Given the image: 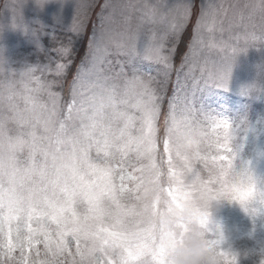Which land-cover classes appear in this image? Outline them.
Masks as SVG:
<instances>
[{
    "label": "rangeland",
    "instance_id": "374dc122",
    "mask_svg": "<svg viewBox=\"0 0 264 264\" xmlns=\"http://www.w3.org/2000/svg\"><path fill=\"white\" fill-rule=\"evenodd\" d=\"M189 3L191 12L185 19L184 5ZM258 3L259 0H199L197 5L196 0H0V55L9 69L0 73V80L13 81V86L0 93V187L5 199L9 195L25 199L31 195L42 202L45 195H52L56 173L51 155L57 157L58 164L62 153L70 152L69 141L79 136L83 120L82 114L73 110V119L65 121L66 128L60 130L62 93L55 91L56 77L66 72L70 51L87 28L90 13L99 5H102L101 18L90 40L88 59L67 92L70 100L74 87L77 104L84 100L85 106L88 97L102 93L105 88L115 85L123 93L127 87L129 95L119 98L128 103L120 108L135 117L139 113L133 105L138 104L141 109L151 107L149 98L142 95L149 83L161 107L156 151L151 161L155 167L150 168V162L134 151L117 153L112 158L118 187L120 176H124L125 191L119 199L121 208L129 213L125 226L138 221L145 211L154 216L162 212L165 200H171L168 192L176 190L175 184H169L170 170L185 172L190 167L206 181L233 157L234 168L247 167L264 180V39H261L264 14L255 7ZM202 6H208L207 14L198 26ZM184 28L191 31L190 38L179 42ZM178 43L182 45L178 62L181 64L175 67L173 59ZM157 45L164 49L166 66L138 51ZM226 64L232 68L224 89L214 85L213 77ZM28 68H32L30 79L15 82L10 70L19 72ZM133 74L144 82L125 85V79ZM54 97L58 98V109L52 115ZM170 104L175 106L180 132L171 134L173 151L166 152L164 116L170 111ZM221 117L228 120V127ZM102 122L111 124L114 131L123 126L113 117L111 109L105 110ZM186 122L193 129L190 147L184 139ZM138 127L139 121H135V128ZM21 132L26 140L30 139V133H35L37 143L50 153L43 177L25 171L28 145L25 156L20 157L23 163L17 166L13 160L19 150L16 137ZM58 139L63 140L59 145L62 152L56 151ZM177 149L182 156L176 155ZM92 155L95 157L94 152ZM64 174L69 175L67 170ZM45 187L47 192L43 191ZM56 197L59 198L58 192ZM105 208L114 215L110 202L105 201ZM77 211L82 217L86 214L79 198ZM17 223L11 222L14 243ZM31 223L33 228L43 226L50 244H45L44 234L39 232L29 241H19L25 243L26 264H115L118 259L119 250L100 242L94 245L82 234L79 244L69 234L57 247L61 239L57 233L63 229L47 217L41 225L35 219ZM72 227L71 222L66 225L69 231ZM202 230L207 240L222 237L220 244L212 246L218 264H261L264 227L259 221L254 227L238 205L213 204L209 224ZM6 233L7 226L0 232V246L6 244ZM3 251L0 247V264H25L19 249L9 261H5ZM141 260L155 264L150 256Z\"/></svg>",
    "mask_w": 264,
    "mask_h": 264
},
{
    "label": "snow or ice",
    "instance_id": "6c2138e0",
    "mask_svg": "<svg viewBox=\"0 0 264 264\" xmlns=\"http://www.w3.org/2000/svg\"><path fill=\"white\" fill-rule=\"evenodd\" d=\"M207 7L202 6L201 8L200 16L196 21L198 26L207 14ZM184 9V16L187 19L191 12V4L184 5ZM261 39H264V37H261ZM138 51L146 58L162 65H167V57L162 46L141 47ZM231 68V65L226 64L214 75L213 80L216 87L227 89ZM135 82L143 83L144 81L133 74L130 78L125 79L124 84L130 85ZM259 90H261L260 87ZM49 95L53 96L52 93H49ZM121 95H129L128 88L125 87L123 93H120L117 91L116 86L113 85L105 88L100 94L88 97L86 106L84 100H81L78 105L76 88H73L72 98L67 103V111L60 109L62 115L60 130L63 131L66 128L65 121L73 119V110L78 115L82 114L83 120L79 128V136L69 141L70 152L62 153L58 164L56 163L57 157L51 155L56 173V178L52 181L51 196L45 195L42 198V202L31 195L27 199L22 196L9 195L6 200L4 190L0 187V232L7 226L6 244L0 246L4 248L3 256L5 261L12 260L14 252L19 249L21 256L25 258L26 264L25 243H20L19 241H29L32 235L37 232L44 234L46 245L50 244L48 233L43 226L33 228L31 223L35 219L37 225H41V221L45 217L50 218L56 223L58 228L63 229L57 233L61 238L57 247L64 242L63 238L69 234L79 244L80 235L82 234L85 239L93 241L94 245L100 242L108 245L113 250H119L115 264H132L134 261H141V264H144L141 258L149 256L155 264H164L165 248L175 244L188 231L187 225L180 224L177 233H165L161 238L160 244L150 246L147 242V236L151 229L138 227V235L134 240L132 233L125 226V217L129 213L126 208H121L119 199L120 195L125 191L123 187L124 176H120L121 184L118 187L115 182V169L112 167V158L117 153L123 154L134 151L137 156L150 162V168L155 167L151 161L153 160V153L156 151L157 122L161 116V107L159 97L152 90L149 83L142 95L149 98L151 107L141 109L138 104L133 105L139 113L138 116H130L125 110L120 108L121 105H127L128 103L127 100L119 98ZM30 103H34V101H30ZM174 107L173 104H170V111L164 116L167 136L164 144L166 152L173 151L171 134L180 132ZM57 109L58 98L54 97L51 102L52 115L56 114ZM106 109L112 110L113 117L122 123L123 126L121 128L114 131L111 124L102 122ZM135 121H139L138 128H135ZM170 121L171 123H169ZM221 122L225 127L229 126L228 120L222 117ZM20 127L23 128V124ZM133 128H135V133ZM185 128L187 131L184 139L187 141L186 145L190 147L192 143L190 137L193 134V129L189 122L185 123ZM29 136L30 139L26 140L23 132L18 134L16 139L19 144V150L13 160L17 166H20L23 163L20 157L25 156V145H28L25 171L38 173L43 177L47 172V162L50 153L37 143L35 133H30ZM56 143L58 145L56 151L62 152L59 145L63 143V140L58 139ZM93 152L95 157L92 155ZM176 155L178 157L182 156L179 149H177ZM220 159L223 161L224 157H220ZM232 168L233 157L227 163L221 164L219 170L213 173L212 177L206 181L201 180L198 173L190 167H187L185 172H172L170 170L169 184L176 185L175 192H168L172 205L177 208L181 207L185 201L193 197L196 191L209 197L215 196L217 186L225 191L235 192L236 190L230 188L227 184V178ZM65 170L69 173L68 176H65ZM185 173L194 174L198 178V185L194 186L191 191L182 190L180 187ZM43 191L47 192V187ZM57 192L59 193V198L56 197ZM237 195L243 201L247 193L240 192ZM78 198L85 206L86 214L83 217L77 211ZM105 201L112 204L113 209H115L114 215L106 210ZM168 211L171 212L172 207H169ZM21 217H23V223H21ZM13 220L18 221L15 227V243L13 242V229L11 227ZM69 222L73 225L70 231L66 228ZM197 223L201 229H205L209 224V216L206 214L198 216ZM105 224H108V227H104ZM25 227L27 228V236L25 235ZM21 233L24 234L23 237ZM221 240L222 237L210 239L208 244L212 247L220 244Z\"/></svg>",
    "mask_w": 264,
    "mask_h": 264
},
{
    "label": "clouds",
    "instance_id": "9594fccd",
    "mask_svg": "<svg viewBox=\"0 0 264 264\" xmlns=\"http://www.w3.org/2000/svg\"><path fill=\"white\" fill-rule=\"evenodd\" d=\"M255 7L264 14V0H259ZM6 70V61L0 55V73ZM15 82L27 81L31 77L32 68L16 72L10 70ZM13 86L12 80H0V93ZM177 121V119H176ZM227 184L236 191H225L223 188H216V195L209 197L196 191L193 197L185 201L181 207L172 205L171 200H165L163 210L159 215H153L150 211H145L138 221L127 225V229L132 233L133 238L138 235L139 228H149L147 242L150 246L160 244L165 233L172 234L179 231L178 226L184 224L188 226V231L173 245L165 248L164 264H218L216 251L209 246L205 233L197 223V217L208 215L209 210L215 204L218 207L225 203L228 205H238L250 218L254 227L257 221L264 227V180H261L253 170L245 167L240 170L232 168L227 178ZM198 185V178L194 174L185 173L183 182L180 185L182 190L191 191ZM247 193L246 198L241 201L237 193ZM169 207L172 211L169 212ZM134 242V241H133ZM264 258L261 260V264ZM144 264H150L148 260Z\"/></svg>",
    "mask_w": 264,
    "mask_h": 264
},
{
    "label": "trees",
    "instance_id": "16d2710c",
    "mask_svg": "<svg viewBox=\"0 0 264 264\" xmlns=\"http://www.w3.org/2000/svg\"><path fill=\"white\" fill-rule=\"evenodd\" d=\"M198 1L199 0H196V5L198 4ZM94 3V1H93ZM102 5H99L97 8H95L94 10L92 11H95L99 8H101ZM195 17H196V13L194 14L193 16V20H195ZM190 34H191V31L189 29H186L185 32H184V35H183V41L185 40H188L190 38ZM88 35L86 33L83 32L81 38L78 40V42H75V48H73L72 51H70V54L68 56V58L70 60H72L73 62H77L79 61L80 59H82L83 55H84V51H85V46H84V42L86 41ZM174 45V44H171V46ZM177 48L175 50V59L174 60H178L179 57H180V54L182 52V45L181 44H177ZM70 67L67 69V72L69 71ZM66 77V74H64L63 76H60V77H56V81L57 83L59 84V82L64 79ZM56 87V86H55Z\"/></svg>",
    "mask_w": 264,
    "mask_h": 264
}]
</instances>
